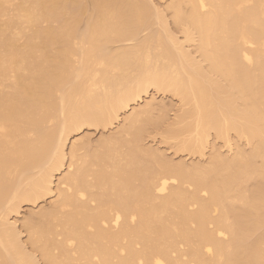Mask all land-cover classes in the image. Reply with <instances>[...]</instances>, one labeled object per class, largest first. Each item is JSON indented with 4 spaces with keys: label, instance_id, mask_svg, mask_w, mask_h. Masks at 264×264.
<instances>
[{
    "label": "bare ground",
    "instance_id": "1",
    "mask_svg": "<svg viewBox=\"0 0 264 264\" xmlns=\"http://www.w3.org/2000/svg\"><path fill=\"white\" fill-rule=\"evenodd\" d=\"M167 2L183 40L150 0H0V264H264V0ZM151 87L178 150L230 153L149 160L152 102L68 145Z\"/></svg>",
    "mask_w": 264,
    "mask_h": 264
},
{
    "label": "rangeland",
    "instance_id": "2",
    "mask_svg": "<svg viewBox=\"0 0 264 264\" xmlns=\"http://www.w3.org/2000/svg\"><path fill=\"white\" fill-rule=\"evenodd\" d=\"M85 1L89 2V0H85ZM167 1H169V0H150L151 4L156 9L162 10L164 8L162 11H164V13L166 14L167 19L170 21L169 24H170L171 30L174 32V34L177 37H179L180 40H183V35H181V32L179 31L177 26L174 23H172L171 12L168 11V10L166 11V4L168 3ZM84 26H85V22H81L78 27H79L80 30H82L84 28ZM143 31H144L143 34L146 35V34H149L150 29H146V30H143ZM141 35H142V32H141ZM134 42H135V40L126 41V42H124V44H132ZM186 45H187V47H189L188 44H186ZM156 96H157V98H156ZM139 100L137 102L131 104V106L128 108L129 111L128 110H125V112L123 111L121 113V115H120L119 120L115 121V123L112 126L110 125V127L108 126L107 128L85 127L82 130H80L78 132H75V133H73L70 136V141H68V145L71 144L73 141L81 138V136L82 137L86 136V140H88L89 142H91L93 144L97 143L99 141V138H102L103 136H107V135L112 134V132H115L118 129V127L120 126V124H122L121 122L123 121L124 116L128 112H131L136 107L145 106L146 103L152 102L155 105V109L152 112L153 116L158 117V116L164 115L163 116L164 118L162 120L159 119L160 120L159 121L157 119V120H155L156 122L154 121V123L153 122L150 123V125H148L147 130L144 132V134H143V136L141 138V142H143L141 144L143 145V147L149 148L151 151L154 149L153 150L154 152L152 151V153L148 155L149 157L151 156L152 159L156 158V157H162L163 156L164 158L169 159L170 161L175 162V163L181 162V161L184 160L183 161L184 163L194 164L195 162H197V163L198 162L199 163L206 162L209 159L214 146L216 148H218V150H220V152H222V153H225V154L230 153L228 147L224 143V140H221V139L217 138L214 133L211 134L210 139H209V145H208V147H206L204 149V151H203L204 153H202V154L198 153V154H195V155H197V156H195L192 153L190 155V153L187 152V151L178 150V147H177L178 142H176L178 140H176L174 138H171V137H168L164 133V129H166L169 126L168 124H172V123L175 124L176 122H178L179 121V116L187 108V106L183 105V103L180 102L181 101L180 98L178 96L176 97V95L174 93L168 92V91L164 92V91L157 90L156 88L151 87L149 89L148 93L147 94H143L142 97ZM183 107H185V108H183ZM161 133H163V134H161ZM143 139H144V141H143ZM241 143L244 144V146L248 148L247 144L244 141H242ZM175 147H177V149ZM149 157H148V159H149ZM151 157H150L149 160H151ZM169 157H171V158H169ZM59 176H60L59 173H57L56 181L59 178ZM52 200H53V196H51V197L49 196V197H47L45 199H42V200L38 201V204L37 203L36 204H33V203H22L21 204L22 206L20 207L19 212L18 213H13L11 215V220L15 221L16 225L18 226V228L21 229V231L23 232V234H22V240L23 241L27 240V233L24 231V229L22 227L23 219L25 217H27L28 214L31 211H36V210H39L41 208L50 206L51 203H52L51 202Z\"/></svg>",
    "mask_w": 264,
    "mask_h": 264
}]
</instances>
